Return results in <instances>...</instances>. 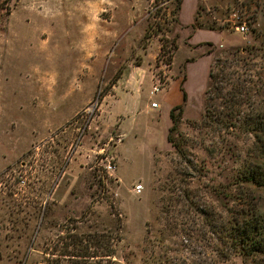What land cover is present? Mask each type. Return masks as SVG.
<instances>
[{"label":"rangeland","instance_id":"obj_1","mask_svg":"<svg viewBox=\"0 0 264 264\" xmlns=\"http://www.w3.org/2000/svg\"><path fill=\"white\" fill-rule=\"evenodd\" d=\"M160 1L0 0V184L11 173L28 179L22 191L0 188V264L65 261L66 247L90 234L108 247L91 243L111 255L108 264H253L230 257L224 239L246 195L238 174L254 138L203 120L216 60L240 51L233 70L264 79V0H170L155 9ZM244 21L246 36L234 29ZM200 31L211 35L192 44ZM145 73L133 101L122 91ZM178 78L175 125L153 88ZM253 94L264 101V88ZM152 102L160 108L147 110ZM108 161L112 176L99 170ZM255 195L264 214V191ZM100 260L92 263L108 262Z\"/></svg>","mask_w":264,"mask_h":264},{"label":"trees","instance_id":"obj_2","mask_svg":"<svg viewBox=\"0 0 264 264\" xmlns=\"http://www.w3.org/2000/svg\"><path fill=\"white\" fill-rule=\"evenodd\" d=\"M245 50L241 52H248ZM239 53L240 51H232V61L216 60L215 68L210 74L211 80L207 92L210 107L206 110L203 125L214 128L217 132L222 130L239 132L254 138L250 156L252 160L246 162L238 174L239 184L246 195H242L241 208L234 214L224 242L225 245L230 246L231 253L228 254L230 257L239 256L247 263L251 261L253 264H264V214L260 213L255 195L257 190L264 191V101L260 104L254 101L253 94L255 89L259 92L263 90L264 79H260L262 77L259 75L257 77L260 78L257 80L250 79L246 77L245 72L241 74L233 70L235 61H243L238 58ZM182 91L184 102H186L187 94L183 88ZM219 108L222 109L219 110ZM182 109L180 105L171 112V120L175 125L176 112H181ZM173 130L174 127L171 132ZM169 142L180 154L181 148L176 145L172 136H169ZM95 241H97L95 245L97 248L103 250L108 248L101 244L102 241L97 236L90 234L82 238L77 237L62 254L65 261L59 259L49 264H95L92 261L96 258H101V262L108 260L106 264L110 263L107 259L111 256L110 254L101 253L103 255L99 256L96 251H91V243ZM70 246L75 247L77 253L69 251Z\"/></svg>","mask_w":264,"mask_h":264},{"label":"crops","instance_id":"obj_3","mask_svg":"<svg viewBox=\"0 0 264 264\" xmlns=\"http://www.w3.org/2000/svg\"><path fill=\"white\" fill-rule=\"evenodd\" d=\"M179 21H180V23L182 22L181 21V15H180V17H179ZM195 22H196V19H194V21L192 22V23H190V25H193V24H195ZM203 35L204 37L206 36V35H211V33H209L208 31H200L199 33H197V34H193V36H192V39H191V42H192V44L194 43V44H197V43H201V41H198V42H196L195 41V39L199 36V35ZM211 37H208L207 39H206V42H210L211 43ZM196 64V61H195V63L193 62V63H190V64H188V66H187V69H186V84H184V88H185V90H186V93L190 96V94H189V90H188V88H186L185 87V85H188V82H189V79H190V71H191V68H192V66H194ZM139 69H141V68H139ZM145 72V71H144ZM146 76H147V74L145 73L144 75H143V78H142V81L139 83V86L137 85H134V83H133V85H132V81L130 80V81H128L129 82V84H130V90L128 91V89H126L127 91H122L123 93H125V94H127V95H129V96H131V100H135V99H137V98H139V97H141L142 96V94L145 92V90H144V83H145V79H146ZM151 79H150V82H151V84L153 83V77H150ZM135 79H138L137 77H135ZM118 87L117 86H115V94H114V98L115 99H113V101L114 102H120V100H118V98H119V95L121 94V93H117V91H116V89H117ZM181 88H182V81H181V79H172V81H171V83H169L168 84V88L167 89H165V90H163L162 91V93H163V99L165 100V103L168 105V111L171 113V111L175 108V107H177V106H180L182 103H183V93H182V91H181ZM151 90H152V87H151V89H150V94H151ZM108 97V96H107ZM105 100H107V99H105ZM154 102H152L151 103V106H149V105H147L146 107H147V110H149V109H151L152 108V104H153ZM134 104V103H133ZM122 106V105H121ZM129 106H130V108L132 109V110H134L135 109V105H132V102L129 104ZM159 106V105H158ZM124 109H125V107H124V105L122 106ZM122 107H120V108H122ZM160 108V106L157 108V109H159ZM156 109V110H157ZM114 118H116V117H114ZM160 119H161V115L159 116V120H158V123H160ZM123 122H125V120L123 121ZM171 125V124H170ZM121 126H123V125H121ZM125 129V128H124ZM121 131H122V133H124V135H122V136H126V134L127 133H125L124 131H123V127H122V129H121Z\"/></svg>","mask_w":264,"mask_h":264},{"label":"built area","instance_id":"obj_4","mask_svg":"<svg viewBox=\"0 0 264 264\" xmlns=\"http://www.w3.org/2000/svg\"><path fill=\"white\" fill-rule=\"evenodd\" d=\"M170 0H161L160 4L158 6L155 7V9H159V8H165V6H168L170 4ZM154 11V9H153ZM235 25V31L238 33H242L243 35H248L251 32V28L248 26L247 22H240V23H234ZM160 86H155L153 88V94L161 92L162 90H165L166 85H168L167 82H163L160 81L159 82ZM163 88V89H162ZM153 108H158V104L157 103H153L152 104ZM99 170H103L106 174L108 175H114V173L117 171V165L115 163H113L112 161H108V164L106 165H99ZM13 176V178L11 177ZM9 180L6 179V182H3L0 184V188H7V184H10L11 186H13V191H17V190H24L27 188L28 186V179L26 177V175H24L23 173H17V175H13V173H11V175L8 176ZM3 180V178L1 179ZM10 182V183H9ZM144 188L143 185L138 184L134 187L133 192L136 195H141L143 192ZM18 192V191H17ZM14 195H17V193H14Z\"/></svg>","mask_w":264,"mask_h":264}]
</instances>
